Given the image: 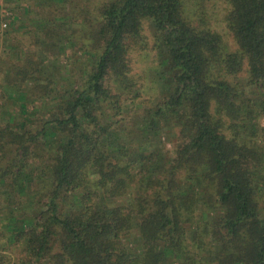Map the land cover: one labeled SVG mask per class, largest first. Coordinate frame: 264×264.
I'll return each mask as SVG.
<instances>
[{
	"label": "trees",
	"instance_id": "trees-1",
	"mask_svg": "<svg viewBox=\"0 0 264 264\" xmlns=\"http://www.w3.org/2000/svg\"><path fill=\"white\" fill-rule=\"evenodd\" d=\"M211 1L37 0L87 67L3 74L0 264H264V0Z\"/></svg>",
	"mask_w": 264,
	"mask_h": 264
},
{
	"label": "rangeland",
	"instance_id": "rangeland-1",
	"mask_svg": "<svg viewBox=\"0 0 264 264\" xmlns=\"http://www.w3.org/2000/svg\"><path fill=\"white\" fill-rule=\"evenodd\" d=\"M37 0H0V21L4 18V13H11V16L21 20L23 24L20 28H12L10 24L4 29L0 24V85L3 84V74L11 73L15 69L16 65H25V59H31L35 65L40 61L44 62L46 76L51 75L57 82L58 88L70 86V84L76 83L77 75L84 74L86 71L87 63L85 58L79 55L77 52L72 51L70 44L62 45L61 49L47 50L45 47L37 42L36 35L38 18H43V10L36 4ZM212 4H216L210 11L220 21L223 9L221 0H212ZM79 5L84 3V0H77ZM209 11V12H210ZM210 12V13H211ZM35 20L31 23L28 21ZM8 21V19H7ZM81 27V29H83ZM217 29L225 36V42L232 49V37L228 34L223 23L217 24ZM37 32V33H36ZM142 54L137 60L141 63L142 67L148 68L144 63ZM152 67H155L153 64ZM154 68H152L153 70ZM142 69L136 65V73L140 74ZM152 71L148 74V95L154 98V101L159 97L158 82L153 84ZM151 82V83H150ZM159 84V85H158ZM31 110V106L28 107ZM53 112H55L53 110ZM125 123H129L125 121ZM178 128H174L171 132H168L162 138V143L166 144V149L173 148V141L177 139ZM86 179V178H85ZM89 183L88 179L85 181ZM89 184H87L88 186Z\"/></svg>",
	"mask_w": 264,
	"mask_h": 264
},
{
	"label": "built area",
	"instance_id": "built-area-1",
	"mask_svg": "<svg viewBox=\"0 0 264 264\" xmlns=\"http://www.w3.org/2000/svg\"><path fill=\"white\" fill-rule=\"evenodd\" d=\"M11 16V13H4V18L1 19L0 24H1V28L4 29L8 26L9 21H7V19Z\"/></svg>",
	"mask_w": 264,
	"mask_h": 264
}]
</instances>
